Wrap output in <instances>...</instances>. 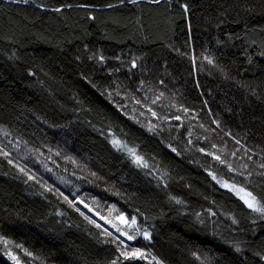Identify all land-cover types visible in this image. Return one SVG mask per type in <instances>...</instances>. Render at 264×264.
I'll list each match as a JSON object with an SVG mask.
<instances>
[{"label": "trees", "instance_id": "16d2710c", "mask_svg": "<svg viewBox=\"0 0 264 264\" xmlns=\"http://www.w3.org/2000/svg\"><path fill=\"white\" fill-rule=\"evenodd\" d=\"M261 164L264 0H0V264H264Z\"/></svg>", "mask_w": 264, "mask_h": 264}, {"label": "rangeland", "instance_id": "374dc122", "mask_svg": "<svg viewBox=\"0 0 264 264\" xmlns=\"http://www.w3.org/2000/svg\"><path fill=\"white\" fill-rule=\"evenodd\" d=\"M52 174L55 176L56 180L67 185L68 180L64 178V176L61 177V176H57V174L55 173ZM216 180L221 186L227 184V185H234L236 188L242 187L234 182L221 179L218 177H216ZM223 187L229 190L228 187L225 186ZM230 191L233 192L235 195H237L235 191L232 190ZM70 201L79 210L85 213L92 221L99 224L105 231L113 234L123 243L129 244V242H132V240L137 236L145 237L144 236L145 233L142 232L139 225L137 224V221L135 224L132 223L134 217L122 213L114 206L105 205L102 206L101 208H97L81 198L70 199ZM121 233H125V235H121ZM128 236H132L133 239L129 240Z\"/></svg>", "mask_w": 264, "mask_h": 264}, {"label": "snow or ice", "instance_id": "6c2138e0", "mask_svg": "<svg viewBox=\"0 0 264 264\" xmlns=\"http://www.w3.org/2000/svg\"><path fill=\"white\" fill-rule=\"evenodd\" d=\"M23 2L27 3L28 0H23ZM132 2L135 3L136 0H132ZM153 2L158 4L160 3V0H153ZM185 10H187L186 7ZM57 11H59V9H57ZM113 144L115 146H121V142L118 140H113ZM122 147H126V145H123ZM127 151L129 152L130 155L135 156L136 162L138 164L141 162V158L139 156H136L134 149L128 148ZM173 151H175V149H173ZM201 151H203V149H201ZM4 155L7 156L8 154L4 153ZM214 158L220 159L219 157H214ZM9 163H11V161H9ZM221 163H224V161L221 160ZM260 167L264 168V164H261ZM229 170L231 171L230 165H229ZM259 175L264 176V173H260ZM213 178L215 179V177ZM223 186L228 187L229 190L235 191L236 194L239 196V198L243 201V203L247 206V208L251 210L252 213H256L258 214L260 219H264V194H259V195L254 194L253 191H248L245 187L236 188L234 185H227V184ZM132 223L133 224L136 223L135 218H133ZM233 223H236V221L233 220ZM121 235H125V233H121ZM144 236L145 239L149 238L147 233H145ZM128 239L131 240L133 239V237L128 236ZM4 243L6 244L7 241H5ZM26 254L30 255V253H26ZM121 255L124 256L125 258L135 259V258H142L144 254L143 252H141L140 249H133L131 252H126V251L122 252ZM112 264H116V262L113 261Z\"/></svg>", "mask_w": 264, "mask_h": 264}]
</instances>
